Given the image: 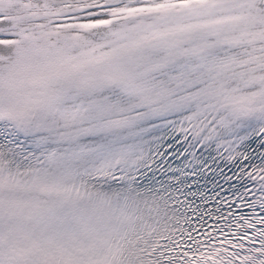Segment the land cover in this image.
I'll return each instance as SVG.
<instances>
[{"label":"snow or ice","instance_id":"1","mask_svg":"<svg viewBox=\"0 0 264 264\" xmlns=\"http://www.w3.org/2000/svg\"><path fill=\"white\" fill-rule=\"evenodd\" d=\"M0 264H264V0H0Z\"/></svg>","mask_w":264,"mask_h":264}]
</instances>
